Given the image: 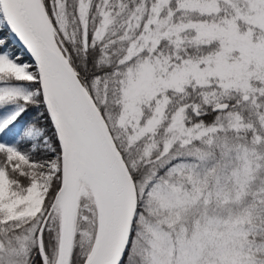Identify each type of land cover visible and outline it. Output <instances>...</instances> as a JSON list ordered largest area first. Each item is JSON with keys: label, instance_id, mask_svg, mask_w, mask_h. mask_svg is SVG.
<instances>
[{"label": "snow or ice", "instance_id": "6c2138e0", "mask_svg": "<svg viewBox=\"0 0 264 264\" xmlns=\"http://www.w3.org/2000/svg\"><path fill=\"white\" fill-rule=\"evenodd\" d=\"M0 264H264V0H0Z\"/></svg>", "mask_w": 264, "mask_h": 264}]
</instances>
